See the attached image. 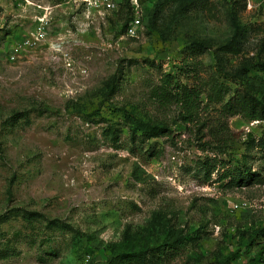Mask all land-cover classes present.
<instances>
[{"label":"rangeland","instance_id":"1","mask_svg":"<svg viewBox=\"0 0 264 264\" xmlns=\"http://www.w3.org/2000/svg\"><path fill=\"white\" fill-rule=\"evenodd\" d=\"M90 1L0 0V264H264V0Z\"/></svg>","mask_w":264,"mask_h":264},{"label":"trees","instance_id":"2","mask_svg":"<svg viewBox=\"0 0 264 264\" xmlns=\"http://www.w3.org/2000/svg\"><path fill=\"white\" fill-rule=\"evenodd\" d=\"M127 6H129V0H125ZM130 18V17H129ZM133 18V17H132ZM131 18V19H132ZM129 19V21L131 20ZM128 18L124 21V27H127L129 21ZM234 27H238V22L233 17ZM225 50H235V48L230 44V42H226L221 46ZM172 81V75L170 73H166L163 75L162 82L160 85L153 89V95L160 102H182L185 112L188 116H191L194 113V109L196 107V99L199 95V92L196 88L188 87L186 84L180 85L179 88H176L174 91L170 89ZM108 86L110 89H114L115 83L109 81ZM221 110L226 114H241L248 119H264V99L258 98L252 93L247 91H236L231 95L221 106ZM185 116V115H184ZM168 127L164 124L161 125H152L147 130L142 131L143 136L148 135H159L165 134L168 131ZM256 144L259 145L264 150V131L261 137L256 141ZM205 176L210 175V164L208 161L203 162ZM232 176V180H239L244 176V173L241 170L237 172H230ZM34 212H28L25 215V218L30 222L32 218H34ZM181 244V240L179 238H175L174 241L169 242L167 244L168 247L173 249V252L178 248L177 246ZM171 252V254H173ZM120 258H137L142 259L143 262H147L150 264L152 262H158L161 260L160 251L155 253V251L144 250L138 252H128L125 254H119Z\"/></svg>","mask_w":264,"mask_h":264},{"label":"built area","instance_id":"3","mask_svg":"<svg viewBox=\"0 0 264 264\" xmlns=\"http://www.w3.org/2000/svg\"><path fill=\"white\" fill-rule=\"evenodd\" d=\"M102 1L105 3L107 6H110L112 4L111 0H91L90 3L98 4V2ZM139 23L138 18H134L133 20L130 21V24L127 27V31L132 33L134 31V27ZM42 26V24H41Z\"/></svg>","mask_w":264,"mask_h":264}]
</instances>
